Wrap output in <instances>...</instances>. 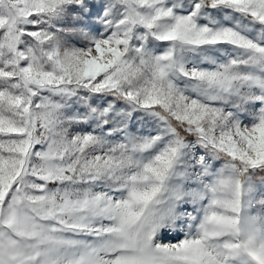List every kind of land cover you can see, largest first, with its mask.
Returning <instances> with one entry per match:
<instances>
[{
	"label": "snow or ice",
	"instance_id": "snow-or-ice-1",
	"mask_svg": "<svg viewBox=\"0 0 264 264\" xmlns=\"http://www.w3.org/2000/svg\"><path fill=\"white\" fill-rule=\"evenodd\" d=\"M0 264H264V0H0Z\"/></svg>",
	"mask_w": 264,
	"mask_h": 264
}]
</instances>
